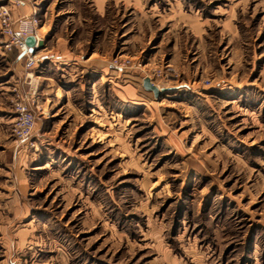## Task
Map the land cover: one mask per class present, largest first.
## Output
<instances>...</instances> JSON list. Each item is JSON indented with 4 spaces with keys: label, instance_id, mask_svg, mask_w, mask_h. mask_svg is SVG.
Masks as SVG:
<instances>
[{
    "label": "rangeland",
    "instance_id": "rangeland-1",
    "mask_svg": "<svg viewBox=\"0 0 264 264\" xmlns=\"http://www.w3.org/2000/svg\"><path fill=\"white\" fill-rule=\"evenodd\" d=\"M24 2L0 0L38 36L27 67L0 29V264H264V0Z\"/></svg>",
    "mask_w": 264,
    "mask_h": 264
},
{
    "label": "built area",
    "instance_id": "built-area-1",
    "mask_svg": "<svg viewBox=\"0 0 264 264\" xmlns=\"http://www.w3.org/2000/svg\"><path fill=\"white\" fill-rule=\"evenodd\" d=\"M11 3L16 6L25 5L24 0H11ZM37 24L35 18L26 19L20 21L17 28L11 26L9 21V12L6 8H3L0 12V29L3 36L6 38L5 49L8 51L11 48L17 49L19 54H23L22 57L26 60V66L31 67L34 63L32 53L26 50L24 39L27 36L32 35L35 38V47L38 44V36L34 31V27ZM14 111L16 113L15 123L12 128V133L16 140L22 141L29 139L32 130L35 126L34 111L23 102H16L14 104Z\"/></svg>",
    "mask_w": 264,
    "mask_h": 264
},
{
    "label": "water",
    "instance_id": "water-1",
    "mask_svg": "<svg viewBox=\"0 0 264 264\" xmlns=\"http://www.w3.org/2000/svg\"><path fill=\"white\" fill-rule=\"evenodd\" d=\"M24 43H25V45L27 47V51L29 53H33L34 52V47H35V38L32 35L27 36L24 39ZM20 56H23V54H20ZM144 86L148 90H153L154 92L156 91V89L154 87L149 85L147 80H145Z\"/></svg>",
    "mask_w": 264,
    "mask_h": 264
},
{
    "label": "bare ground",
    "instance_id": "bare-ground-1",
    "mask_svg": "<svg viewBox=\"0 0 264 264\" xmlns=\"http://www.w3.org/2000/svg\"><path fill=\"white\" fill-rule=\"evenodd\" d=\"M26 50H27V48H26Z\"/></svg>",
    "mask_w": 264,
    "mask_h": 264
}]
</instances>
